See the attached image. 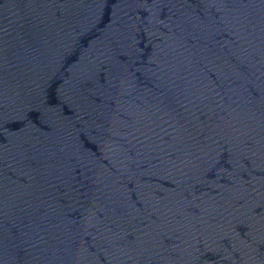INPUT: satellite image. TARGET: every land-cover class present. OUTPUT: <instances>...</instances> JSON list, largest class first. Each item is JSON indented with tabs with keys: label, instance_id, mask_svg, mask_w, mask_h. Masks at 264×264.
Instances as JSON below:
<instances>
[{
	"label": "water",
	"instance_id": "95a60500",
	"mask_svg": "<svg viewBox=\"0 0 264 264\" xmlns=\"http://www.w3.org/2000/svg\"><path fill=\"white\" fill-rule=\"evenodd\" d=\"M0 264H264V0H0Z\"/></svg>",
	"mask_w": 264,
	"mask_h": 264
}]
</instances>
